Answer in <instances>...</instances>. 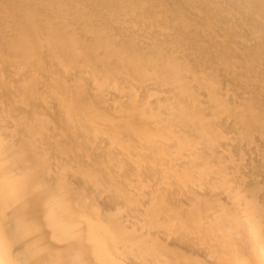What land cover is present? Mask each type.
I'll return each mask as SVG.
<instances>
[{
  "label": "bare ground",
  "instance_id": "bare-ground-1",
  "mask_svg": "<svg viewBox=\"0 0 264 264\" xmlns=\"http://www.w3.org/2000/svg\"><path fill=\"white\" fill-rule=\"evenodd\" d=\"M90 1L94 3V6L83 7L76 3H69L68 0H0V10L5 8L12 13L21 35L12 44L13 62L8 71L4 70L3 61L0 58V264H17L14 260L16 255L26 256L28 264H205L206 257L204 258L203 254L197 251V247L195 246L194 249V244H191V239L195 235L200 236L204 243L210 241L220 245V252L213 256L212 264H264V247H262L264 246V204L257 205L252 201H247L239 215L235 213V209L233 215L230 214L231 210H227L228 205L224 207V204L223 207L227 212L223 208V231L226 230V222L229 220L234 221L236 227L231 228L230 231L227 226V233L225 231L219 234L216 231L215 224L212 226L211 220L210 224L205 217L207 212L214 213L213 204H209L211 199H207L208 201L204 199V203H197L198 200L196 202L193 199L192 183L194 180L198 181L204 188V183L209 181L214 188L213 194L221 192L222 195H229V197H232L235 189L232 191V185L224 179L214 180L212 175L208 177L201 171L206 168L199 167L197 161L195 162L191 156L194 151L191 141L172 130L176 128L177 121L172 119L169 114L171 111L168 113L163 108L156 94H148L147 101L140 105L139 88L134 83L125 81L128 88L122 86L120 91L125 95L123 98L125 99V102L123 101L124 112L132 127L129 131L128 126H124L138 140L160 145L159 152L169 156L167 158L170 170L164 169L160 174L154 173L132 154V150L119 135L106 137L99 129L105 125L101 120V115L94 108L98 99L95 100L96 103L93 106L88 99L94 97V94L91 98L89 95L94 90L101 94L104 90L116 91L118 84L110 81L103 74L100 75V77L103 76V81L99 82L97 79L98 81L92 82L93 78L89 76L91 73H82L79 70L78 65L81 63L78 62V56L83 57L87 66L93 70L94 62L109 54H114L130 66L147 65L151 67L158 77L168 74L173 67H177L175 70H181L180 68L189 63L182 55L178 58L176 53H163L151 47H137L132 41H126L113 33L112 25L120 21L124 14L123 0ZM140 1H147L152 8L151 12L154 15L150 19L145 17L149 23L166 20L173 24L189 23L191 25V35L185 37L181 34L174 42L170 41V45L175 42H184L183 36L189 41L193 39L196 44L198 41L199 49L205 51L200 41L205 38V34H209L205 27H210V25H206L204 18L201 22L205 21L206 26L199 25L197 22V25L194 24L195 22H188L187 18H184L185 12L182 16L183 12L178 13L180 11L176 10L179 9L176 6L172 10V5L169 4H173L169 2L171 0L167 1L171 8L167 11L172 10L171 13H164L163 7L161 8L163 5H159L161 1L159 4H157L158 0H155L156 3L153 0ZM167 2L165 7L168 5ZM188 3L191 4L189 1ZM180 4L179 2L177 7ZM186 5L185 9L180 8L186 12L191 11L192 9L186 8ZM204 10L201 11L209 13L207 11L210 9ZM198 14L194 16L198 17ZM205 15L207 17L208 14ZM88 19L90 22L91 20L106 22L109 35L105 36L103 32L100 35L99 31L86 26L84 23ZM62 22L70 27L69 37L62 36L58 30ZM240 23L244 26V23ZM36 25L42 26L48 37L44 38L45 35L37 34ZM259 25V28L264 29V24ZM256 28H251L252 34L244 35L242 44L239 43L246 56H242V52L239 51L240 45L239 47L233 45L231 49H223L216 54L224 59L231 58L230 60L234 63L238 61L235 62V58L240 55L242 58L239 56V59L248 60L245 63L250 73L255 76L257 74L259 77L258 74H261L258 71L259 68L264 70V39L258 37L259 32ZM82 30L92 35V40L80 38ZM113 34L121 41L119 47H112L108 41L113 38ZM131 36L136 43L146 42L147 37H141L134 32ZM154 40L156 43L159 42L155 38ZM231 40L233 42L235 39ZM41 50H45V53L42 54ZM18 65L24 66L18 70L23 72L22 78L25 76L28 78L24 84L25 89L21 91L24 95L20 98L15 97V93H18L22 87L20 89L19 84L14 85V82L12 84L9 82L11 70ZM47 65L52 66L55 71L54 75ZM185 66L183 69L187 70ZM220 67L217 66L218 69ZM225 69L223 72L227 74V68ZM221 70H218L219 73ZM192 71L189 70L188 75L191 73L193 76ZM218 71L214 72L218 73ZM56 72L58 76L55 75ZM219 73L214 74V77L216 76L214 80L217 82L213 83L216 86L223 79V74ZM70 74L82 77L79 90L78 86L76 91L71 89V82L68 81L71 78ZM210 75L213 76L212 73ZM207 76L201 77L206 81ZM63 77L66 82H63ZM196 78H192V84L201 85L199 78L197 80ZM205 81L202 85L207 84ZM76 82L78 83V80ZM245 82L248 81L245 80ZM168 84L175 90L184 92L185 87L180 82L171 80ZM74 85L76 87L78 84L74 82ZM246 87L248 90V85ZM157 89L161 88L157 87ZM86 92L90 93L88 98H86ZM117 98L121 99L118 95ZM215 99L210 102H219ZM12 104L18 107H13ZM224 108L221 111H225ZM218 109L215 107L211 111L213 114L220 113ZM16 110L21 112L22 116L14 118L12 112ZM245 115V118L248 117ZM180 122H186L188 127L189 123L191 125L194 123V120L182 116ZM10 126L13 128L12 131L8 129ZM54 134L60 137V140L68 139L74 146L70 152L67 150L66 152L72 154L71 158L76 168L72 171H69L68 167L64 168L67 173L65 181L58 180V177L61 176L63 171H60L61 166L66 164L68 156L64 151H60L57 140L51 139ZM170 142L174 144L164 149L163 145ZM185 142L189 154L183 156L182 143ZM170 147L172 148L169 149ZM49 151L55 152L54 154L59 156L58 160H61L60 164L57 162L56 180L51 183L49 181H51L50 169L53 159ZM73 155H78V157L75 158ZM208 155L217 163L225 162L223 155L218 152ZM186 160H190V164H187ZM180 161L186 162H183V167L180 166ZM97 162L104 166L103 174L92 166ZM71 172L73 177L77 178L75 182H80L84 186L83 192L76 193L73 190L72 184L74 183L71 175L69 176ZM131 175L135 180L134 184L139 186L136 192L131 190L130 185H126L130 182ZM102 194L105 195L104 199H102ZM84 196L88 197L87 201ZM219 200L215 199L219 204H223V201ZM207 202L211 208L207 206ZM221 217L218 216L217 219L222 220ZM227 219L229 220L226 221ZM247 228L261 235L260 241L258 240L260 243H257L260 246L256 244L257 248H260L255 255L236 260L235 257L239 254H234L236 252L234 249L239 243L234 235L238 232L240 239L250 238ZM177 233L180 237L176 242L174 236ZM249 238L250 241L251 238ZM241 242H243L242 239ZM13 249L16 252H13ZM194 252L195 255L192 257Z\"/></svg>",
  "mask_w": 264,
  "mask_h": 264
},
{
  "label": "rangeland",
  "instance_id": "rangeland-1",
  "mask_svg": "<svg viewBox=\"0 0 264 264\" xmlns=\"http://www.w3.org/2000/svg\"><path fill=\"white\" fill-rule=\"evenodd\" d=\"M153 1L155 2V0ZM160 1L163 4H161ZM167 1L169 0H165V1L158 0L157 1L158 2L157 4H159L160 2L159 4L160 6L163 5L161 6V8L163 7L164 10L163 9L162 10L165 11L164 13L166 12L171 13L172 10H174L173 9L174 6H176V8H179V9H176V8L175 9L180 11L178 13L182 14L183 12L182 16H184V12L186 13L184 18L186 17L187 19L186 18L185 19L188 22H191V23L195 22L194 24H196L197 22V24L203 25V26L210 25V27L209 26L205 27L209 34H205L204 35L205 38L202 41H200L204 45L205 51L199 49L200 47L198 46L199 45L198 41L196 44L195 43L196 41L194 42L193 39L190 41L186 40L185 37L192 34V28L189 23L187 24L186 23L185 24H175L174 23L173 24L166 20L156 21L155 23H149L147 19H150L151 16H153L154 14H152L151 12L152 8L150 7L147 1L123 0V9H124L123 17L120 21H117L114 25H112V32L115 33L117 36L122 37L126 41H132V43L134 45L136 44L135 46L137 47H141V48L151 47L153 50H156V51L159 50L160 52L163 51V53L165 52H170L172 54L176 53L178 58H180V56L182 55L183 57L187 59L193 71L191 70L189 65L187 66L184 65L185 67H187V70L186 68L183 69L184 66L180 68L181 70H175L177 67H173L172 65L173 70H171L168 74H164L158 77L155 75L151 67L147 65L130 66L114 54H109L106 57L94 62L92 64L93 70L90 69L89 66H87V64L84 62L85 59H83V57L78 56V62L81 63L78 66H79V70L82 73L84 72L88 74L91 73V75L89 74V76L93 78L92 82L98 81V80L99 82L103 81V76L100 77V75L103 74L105 77L110 79V81L118 84L116 91H113V89L107 90V91L104 90L103 91L104 93L102 92L101 94L100 92H97L94 90V92L91 93V95H89V98H91L94 94V97H92L91 99H88L93 106L96 103L95 100L98 99L95 105L96 107L94 108H96L97 112L101 115V120L104 122V125H105V127L101 126L99 127V129L101 130L103 135L106 137L112 136V135H119L122 141L125 142L129 146V148L132 150L133 152L132 154L138 157L145 165H147L156 174H160L161 171L164 169L166 170L171 169L169 165V159L167 158L169 156H167L164 153L159 152V149L161 147L160 145H157L155 143L154 144L149 143L148 141L138 140L137 138H135L133 135H131L128 132V130L130 131L132 124L130 123L128 116L124 112V102H125L124 100L125 99L123 98L125 97V95H123L122 92L120 91L123 88L122 86H124V88H128V85L125 84L124 82L130 81L139 88L140 105H143L145 101H147L148 94L149 95L156 94L163 108L168 113L169 111H171L169 114L171 115L174 121L175 120L177 121L176 128L172 130L176 131L178 135H180L181 137L187 138L189 139V141H191L192 143L191 146L193 145V148H194V151L192 153L193 155L191 156L193 157L195 162L197 161L196 163L197 165H199V167L206 168L205 170H201V171L204 174L208 175V177L212 175L214 180L224 179V181H227L230 185H232L231 186L232 191L235 189L234 190L235 192L232 195V197H229V195H225V196L222 195L223 193L221 192H216V194H213L212 191L214 190V188L212 187V183L209 181H206L204 183V188L198 183V181L194 180L192 183L193 189H194L193 199L196 202L198 200L197 203L199 204L202 203L204 199L206 201L211 199L209 200V204L210 205L211 203L213 204L212 209H214V213L207 212L205 215L206 220L209 223L211 220L212 224L211 223L210 224L212 226L215 224L214 228L219 234L225 233L227 228L228 230L230 229L231 231V228L233 229V227H236V224L234 223V221L227 219L226 221L229 220V222H226V221L224 222L227 223L228 227L226 226L227 227V228L225 227L226 230L223 231L224 230L223 229V208L224 207H226L227 205L230 206V207L228 206L226 207L227 210H231V212L228 211V213L230 212V214L233 215V213L236 210L235 213L239 215V212L242 211L243 205L247 201H252L256 203L257 205L264 204V131H262L264 130V120H263L264 119V115H263L264 114V70H260L262 68H259V70L257 69L261 73V74H258L259 77L257 76V74L256 76L252 75L247 67V64L245 63L246 61L248 62V60L245 61L243 59H239L240 55L236 57L238 59L235 58V62L237 60L238 61L234 63L233 60H230L231 58L224 59L221 56L217 55L216 53L217 52L220 53V51H223V49L229 50L233 47V45L234 47L235 45L239 47V45L242 44L241 41L244 38L243 36L244 35L249 36L252 34L251 28L254 29L257 27L258 29L257 28L256 29L259 32L258 37L259 38L262 37L264 39V36H263L264 32H262L264 29L259 28L260 27L259 24L261 25L264 24V0H186V1L184 0L185 2L183 0L182 1L181 0L169 1V2H172L174 5ZM188 1L191 4H189ZM68 2L76 3L83 7L94 6V3H92L90 0H68ZM166 2L167 4L169 3L170 6L172 5L171 11H167V10H170L171 8L169 4L165 7ZM179 2L181 4L178 5L177 7V4H179ZM184 3L188 4L189 6ZM185 5H186V8H189L192 10L191 11L188 10L187 12L183 10ZM190 5L192 8L190 7ZM193 6H195V8ZM180 7H183V8L181 9ZM206 8L207 10L208 8L210 9L209 11L206 10L209 13H205L201 11ZM196 10H198L200 12L199 14L201 15L198 14V11L196 13H192ZM188 12L191 13V15ZM195 14L196 16L198 14V17L194 16ZM205 14H208V15L210 14L211 16L207 15L206 17ZM146 16H147V19L145 18ZM203 18L204 20H206V25L204 23L205 22L204 20H203L204 22H201L202 21L201 19ZM88 20L84 23L86 26L92 28L95 31L96 30L99 31L98 34L100 35L102 32L105 34V36L109 35L108 30L106 29L107 27L106 22H102L103 23L102 24L101 22L97 20L96 21L91 20V22H90V19ZM239 21L244 23L245 27L241 25ZM251 21L253 22L254 25H255V22H257L255 25L256 27L253 24H251L252 23ZM35 27H36L37 34L45 35L43 31L44 28L42 26L36 25ZM58 27H59L58 30L62 36L69 37L71 33L69 26H67L65 23L62 22ZM132 32H134L135 34L141 37H147L146 42L136 43L131 36ZM181 34L185 36V37L182 36V38H184L183 39L184 42H181V43L175 42V43H172L171 45L169 44L170 41L174 42L177 36H181ZM20 36L21 35L17 29V24L15 23L12 13L8 9H5V8L1 9L0 10V58L3 61V66H4L5 71H8L9 68L12 66V62H13L12 44L14 41H17V39ZM45 37H48V34L45 35L44 38ZM80 38H83L85 40H92L93 37L86 30H82L80 33ZM101 38L104 39L103 36H101ZM154 38L159 40V42L157 41L156 43ZM232 38L236 40V41L235 40L233 41L234 44L231 40ZM108 41L112 44V47H119L121 43L120 39L116 38L114 34H113V38L109 39ZM251 41H249V43H251ZM238 49L239 51L242 52L241 53L242 56H246L244 49L241 48V45H240V48ZM41 51H42V54L45 53V50H41ZM54 65H57V64H54ZM49 66L47 68H49V70L51 69L50 72H52L54 75L55 73L54 69L52 68V66L50 67ZM217 66L220 68L218 69ZM20 67H24V66L23 65L15 66L14 69L11 70V75L9 77V82L11 84L14 82L13 83L14 85L19 84L18 86L20 87V89L22 87V89L19 90L18 93H15V97L17 98H20L24 95L23 92L21 91H23V88L25 89L24 84L28 81V78L26 76L22 78L23 72L18 71ZM56 67L57 69H59L58 66ZM73 68L75 69V67ZM225 68H227V72H226L227 74L223 72ZM189 70L190 72L191 71L193 72L192 73L194 74L193 76L191 75L190 72H189L190 75H188ZM215 70L217 71L221 70V73H219L220 71H218V73L223 74V79H221L222 81L218 82L217 86L216 84L213 83V82H217L216 80H214L216 78V76L214 77V74L215 73L218 74L217 72H214ZM75 71H78V70L75 69ZM224 71H226V69ZM59 72L62 73L61 71ZM211 73L213 74V76L212 75L209 76V74ZM55 75L58 76V73L56 72ZM70 75H71V78L68 81L71 82L70 84L71 89L73 88L72 90L76 91V89L79 87L78 88L79 90L82 77H79V76L76 77L74 74H70ZM201 76L204 78L207 76L206 78L207 82ZM59 77L61 78V76ZM72 77L74 78V80ZM193 77L199 78L198 80L200 81L201 85L199 84L198 86V85L192 84ZM201 78H202V82L205 81L207 84L204 83L202 85ZM210 79H212V81ZM62 80L63 82H66V79L64 77L62 78ZM77 80H78V83L76 82ZM171 80L180 82L181 85L185 87L183 88L184 92L175 90L171 85L169 86L168 83ZM245 80L248 82H245ZM74 82L75 84H78L76 85V87L74 85ZM119 84L120 85L122 84L120 88H118L120 86ZM209 84H211V86ZM212 85H215L216 87ZM247 85H248V90L246 89ZM157 87L161 89H157ZM212 88L215 90H213ZM117 89L119 91H117ZM209 93L210 94L213 93L214 95L212 94L211 97L214 96L216 99L214 97L213 99H211V97L208 98V96H210ZM85 94H86V98H88V94L90 93L86 92ZM121 94L123 95V97H121L122 96ZM117 95L121 99L117 98ZM96 96H98L99 98ZM92 99L93 101L91 102ZM214 99L219 101V102L216 101L218 104H220L219 107H218V104H216V102H213V101H212L213 103L210 102V100H214ZM214 103L216 104V106ZM252 103L254 106L250 105ZM12 105L13 107H18V105L16 104H12ZM215 107H217V109L218 108L220 109V107L222 108L225 107L223 109L225 111H221L222 110L221 108L220 113L218 112V113L213 114L211 110ZM251 111L253 112L251 113ZM237 112L239 113V116H237L238 115ZM12 113H13L14 118H18V116L19 117L22 116L21 115L22 113L17 112V110ZM245 114L248 117L245 118L244 117ZM182 116L193 119L194 123L192 125L189 123L187 127L186 122H180ZM240 117L242 120L240 119ZM247 124L248 125L251 124L249 125L250 127ZM124 125L125 126L127 125L129 129L127 130ZM8 129L10 131L13 130L11 126ZM59 138L60 137H58L56 134H54L53 137H51L52 140H57V142L59 143L58 148L60 149V151L61 152L64 151V153H66L68 156V158L66 159V164L61 166L60 171L63 170L60 174L61 176L58 177V180L65 181L64 178L67 173H65L64 168L68 167L69 171L70 170L72 171L76 168V164L71 158L72 154H69L66 152V150L70 152L71 148L74 146L72 145V143H70L68 139L66 140L63 138V140L62 139L60 140ZM171 142L163 145V148L165 149L166 146H171L174 144ZM194 143L196 145H194ZM185 145H186V142L182 143V147L184 148L183 149L184 152H182L183 156L189 154V149L186 148ZM171 148L172 147H170L169 149ZM213 152H218L221 155H223V158L225 159L226 163L225 162L217 163L216 161H214L208 155L209 153H213ZM49 153H51V157L53 159L51 161L52 167L50 169L51 170L50 171L51 181L49 182L51 183V182H55L56 180L55 179L57 175L56 169L58 167L57 162L60 164L61 160H58L59 156L54 154L55 152L52 153V151H49ZM73 156L75 158L78 157V155H73ZM186 161H187V164H190V160H186ZM183 162L185 161H180L181 167H183ZM100 164H101L100 162L99 163L97 162V163L92 164V166L100 174H103L105 172V168L103 165H100ZM70 175L72 178V182L74 183L72 184L73 190L76 193L83 192L84 186H82L80 182H75V179L77 178L73 177L72 172L69 174V176ZM129 181L130 182L129 183L127 182L128 184L126 185L127 186L130 185L131 190L133 192H136L139 186L134 184L135 180L134 178H132V175ZM205 192L206 194H204ZM86 196H89V195H86ZM103 196L105 195L102 194V199H104ZM240 197H242L243 199ZM87 198L88 197H85V200ZM215 199L216 200L220 199L219 201L222 200L223 204L222 203L219 204L218 202L215 201ZM206 204L207 206H209L208 202ZM235 205L237 206V208ZM209 207L211 208V206ZM226 208H224L225 212H227ZM218 216H222L221 217L222 220H218L217 219ZM214 219H215V222H214ZM218 226L220 227V229H218L219 228ZM250 230H251L250 228H247V232L250 233L251 239L248 237L250 241L246 237L247 239L241 238L243 241L241 242L238 232L234 235L235 236L234 238L237 239V242L240 245V247L238 245L235 248L236 250L234 249V251H236L234 254H239L236 256L237 258L234 256L236 260L240 259L241 257L247 258V257L253 256V254L255 255V253H257L258 248H260V247L257 248V245H258L257 243H260L259 241L261 239V235L259 236V233L256 234ZM249 233H247L248 236H249ZM179 237H180L179 233L175 234L174 238L176 242L179 241L178 239ZM194 237L192 239L193 240L195 239L194 240L195 242H193V240L191 239V244H194L193 245L194 249L197 247V251H200V253L203 254L204 258L206 257L207 259L208 257L209 260L204 259L205 264H212L213 256L216 253L220 252V245L215 244L214 242H210V241H207L204 243V241H202L200 236L196 237L195 235ZM258 246H260V244ZM250 248H253V250H249ZM252 251L253 253H251ZM13 252H16V251L13 249ZM205 254L207 255L205 256ZM194 255H195V252L192 254V257ZM14 260L16 261L17 264H28L27 257L24 255H16L14 257Z\"/></svg>",
  "mask_w": 264,
  "mask_h": 264
}]
</instances>
